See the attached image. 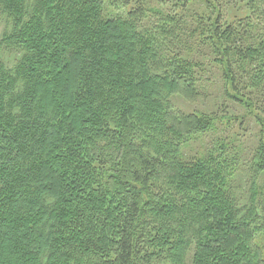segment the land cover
Instances as JSON below:
<instances>
[{
    "label": "trees",
    "instance_id": "1",
    "mask_svg": "<svg viewBox=\"0 0 264 264\" xmlns=\"http://www.w3.org/2000/svg\"><path fill=\"white\" fill-rule=\"evenodd\" d=\"M0 25V264H264V119L186 156L224 114L177 104L264 111V0H0Z\"/></svg>",
    "mask_w": 264,
    "mask_h": 264
},
{
    "label": "rangeland",
    "instance_id": "2",
    "mask_svg": "<svg viewBox=\"0 0 264 264\" xmlns=\"http://www.w3.org/2000/svg\"><path fill=\"white\" fill-rule=\"evenodd\" d=\"M221 6L228 11L230 15L236 14V0H218ZM2 26L0 25V33ZM211 70H214L213 68ZM219 83V82H218ZM212 95H208L203 99L193 103L177 100L178 106L185 110H203L216 114L223 113L224 116L216 124V129L206 133L201 138L185 145L183 152L186 156L199 155L200 152L208 146L212 145L213 139L217 137H228L229 140L238 143L244 149L246 154L252 147L257 144L261 137L262 126L256 121V118L264 119V111L257 108L256 103L251 109L243 108L230 100L225 101L221 88L218 90L217 85L212 90ZM228 106V107H227ZM240 117L242 124L239 125ZM225 118H228L227 124H224Z\"/></svg>",
    "mask_w": 264,
    "mask_h": 264
}]
</instances>
